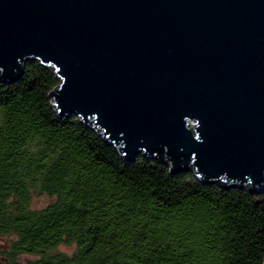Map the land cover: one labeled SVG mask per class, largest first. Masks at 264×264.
<instances>
[{
  "label": "water",
  "instance_id": "95a60500",
  "mask_svg": "<svg viewBox=\"0 0 264 264\" xmlns=\"http://www.w3.org/2000/svg\"><path fill=\"white\" fill-rule=\"evenodd\" d=\"M27 61L123 161L264 192V0H0V79Z\"/></svg>",
  "mask_w": 264,
  "mask_h": 264
},
{
  "label": "trees",
  "instance_id": "16d2710c",
  "mask_svg": "<svg viewBox=\"0 0 264 264\" xmlns=\"http://www.w3.org/2000/svg\"><path fill=\"white\" fill-rule=\"evenodd\" d=\"M58 86L37 61L0 79V264H264L262 187L127 163L56 112ZM37 196L50 202L32 208Z\"/></svg>",
  "mask_w": 264,
  "mask_h": 264
},
{
  "label": "rangeland",
  "instance_id": "374dc122",
  "mask_svg": "<svg viewBox=\"0 0 264 264\" xmlns=\"http://www.w3.org/2000/svg\"><path fill=\"white\" fill-rule=\"evenodd\" d=\"M190 125H192V123H190ZM49 202H50V199L47 198L46 196H37V197H33L31 206H32V208L39 209V208H43L44 206H46ZM2 241L4 242L5 240H2ZM59 250L62 252H71L72 248H67V247L61 246V247H59ZM28 258L29 257H23V258H21V260L24 261Z\"/></svg>",
  "mask_w": 264,
  "mask_h": 264
}]
</instances>
